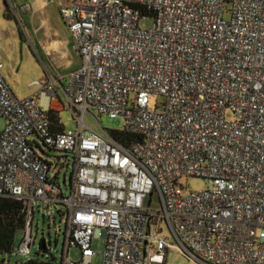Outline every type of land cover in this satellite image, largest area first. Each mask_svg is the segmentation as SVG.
I'll return each mask as SVG.
<instances>
[{
    "label": "built area",
    "instance_id": "2783aa9c",
    "mask_svg": "<svg viewBox=\"0 0 264 264\" xmlns=\"http://www.w3.org/2000/svg\"><path fill=\"white\" fill-rule=\"evenodd\" d=\"M60 14L78 69L25 99L0 71V197L26 217L10 257L30 254L42 203L66 226L48 264H91L95 239L104 264H168L172 247L196 264H264V0H74ZM65 110L77 129L56 131L49 113ZM90 110L122 118L129 141L90 128ZM47 151L73 168L68 195ZM185 177L208 188L189 191Z\"/></svg>",
    "mask_w": 264,
    "mask_h": 264
},
{
    "label": "rangeland",
    "instance_id": "374dc122",
    "mask_svg": "<svg viewBox=\"0 0 264 264\" xmlns=\"http://www.w3.org/2000/svg\"><path fill=\"white\" fill-rule=\"evenodd\" d=\"M0 71L10 85L14 94L20 98H29L35 93L39 92L41 87L36 84L37 81L42 82L48 78L49 75L65 76L70 71L67 65H61L59 58L48 57L41 49L40 42H44L46 28L40 27L38 32L34 31L30 18L33 12H22L20 9L13 10V17L6 16V6L3 0H0ZM28 10V6L23 8ZM51 18L49 20L50 29L56 28L60 30H67L64 20L57 13L54 5H51ZM41 15H36L33 20L35 27L39 26ZM27 22V23H26ZM155 20L152 17L142 19L140 27L143 29H150L154 26ZM49 29V30H50ZM73 37V36H72ZM74 39V38H73ZM75 43V39H74ZM80 56L74 53L75 64L79 63ZM81 66V65H80ZM163 101V97L154 95L150 100V107L154 110L158 104ZM60 119L66 130L77 129V122L72 111L65 110L60 112ZM85 121L87 125L96 130L101 131L102 128L113 131L114 133L121 132L125 128V122L122 118H111L108 115H99L97 112L90 110L86 115ZM3 119L0 118V130L3 129ZM39 154L42 155L41 151ZM47 156H51V161L58 164V169H61V184L65 194H69V178L72 172V166L62 168V155L56 152L47 151ZM69 160H73L72 156ZM72 164V163H71ZM67 174L66 184L63 181V175ZM182 184L189 190L194 192L204 191L208 188V183L200 178L185 177ZM153 209L160 208L153 205ZM58 209H63L59 207ZM35 216L33 223V241L34 245L28 256H21L13 254L12 258L7 256L5 264H40L52 263V253L57 260H60L62 248L64 245L65 233V216H62L54 206L45 208L42 203L35 205ZM50 215V216H49ZM45 216V217H44ZM162 232L161 235L166 237L170 244L178 245L174 235L171 233L166 223H160ZM22 234L18 235L15 244V252L21 241ZM47 241V250L40 249L41 241ZM93 249L96 252L91 260V264H104L103 251L105 249V240L95 239ZM49 255L50 257H47ZM69 257L75 260L80 258V250L71 249ZM6 256H0V260ZM168 264H196L190 261L184 254L172 247L168 251Z\"/></svg>",
    "mask_w": 264,
    "mask_h": 264
},
{
    "label": "crops",
    "instance_id": "0c3cea01",
    "mask_svg": "<svg viewBox=\"0 0 264 264\" xmlns=\"http://www.w3.org/2000/svg\"><path fill=\"white\" fill-rule=\"evenodd\" d=\"M6 6V16L13 17V10L20 9L22 12L28 13L33 12L34 17L36 15H41L39 26L35 27V21L33 16L30 18L34 31L38 32L40 27L46 28V36L44 42H40L41 49L46 56L57 57L61 65H67L70 69L67 74L78 69L81 65V57L79 58V63L75 64L74 53H77L75 48L74 39L67 26V30H60L59 28H51L49 20L51 18L50 11L48 8L54 5L57 13L60 14V8L62 5L70 3L74 0H3ZM28 6V10L23 8ZM1 7V2H0ZM62 18V16H61ZM63 19V18H62ZM27 23V22H26ZM50 29V30H49ZM80 56V55H79ZM50 76V75H49ZM48 76V77H49ZM46 80V79H45ZM38 93V92H37ZM36 94V93H35ZM43 101L46 102L47 99L44 97ZM64 126V125H63ZM65 129V127H64Z\"/></svg>",
    "mask_w": 264,
    "mask_h": 264
},
{
    "label": "trees",
    "instance_id": "16d2710c",
    "mask_svg": "<svg viewBox=\"0 0 264 264\" xmlns=\"http://www.w3.org/2000/svg\"><path fill=\"white\" fill-rule=\"evenodd\" d=\"M49 117L56 131L64 130V126L59 124L60 113L50 112ZM115 137L123 143L130 139L123 131L115 133ZM25 223L23 203L13 198L0 197V256H11L17 234Z\"/></svg>",
    "mask_w": 264,
    "mask_h": 264
},
{
    "label": "water",
    "instance_id": "95a60500",
    "mask_svg": "<svg viewBox=\"0 0 264 264\" xmlns=\"http://www.w3.org/2000/svg\"><path fill=\"white\" fill-rule=\"evenodd\" d=\"M43 247H45V241L43 240ZM7 261V258H3L0 260V264H5Z\"/></svg>",
    "mask_w": 264,
    "mask_h": 264
}]
</instances>
